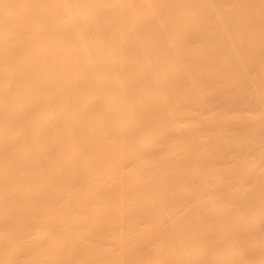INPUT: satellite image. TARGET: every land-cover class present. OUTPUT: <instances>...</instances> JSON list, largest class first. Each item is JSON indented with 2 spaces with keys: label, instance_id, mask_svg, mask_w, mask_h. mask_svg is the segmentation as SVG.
Wrapping results in <instances>:
<instances>
[{
  "label": "bare ground",
  "instance_id": "1",
  "mask_svg": "<svg viewBox=\"0 0 264 264\" xmlns=\"http://www.w3.org/2000/svg\"><path fill=\"white\" fill-rule=\"evenodd\" d=\"M0 264H264V0H0Z\"/></svg>",
  "mask_w": 264,
  "mask_h": 264
}]
</instances>
